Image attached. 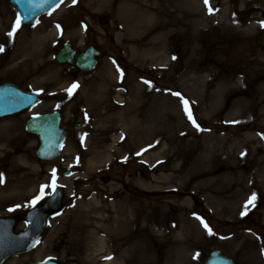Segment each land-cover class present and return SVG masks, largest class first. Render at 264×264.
Listing matches in <instances>:
<instances>
[{"label": "rangeland", "instance_id": "rangeland-1", "mask_svg": "<svg viewBox=\"0 0 264 264\" xmlns=\"http://www.w3.org/2000/svg\"><path fill=\"white\" fill-rule=\"evenodd\" d=\"M188 1L65 0L32 25L18 26L9 37L17 13L6 0H0V30L5 34L0 40V80L15 77L25 87L41 91V103L27 116L59 110L68 131L60 156L49 163L36 162L35 142L30 140L25 153L12 159L10 165L1 160L6 150L0 143V173L5 172L0 179L1 215L6 201L21 198L24 207L32 205L41 194V186H47L46 196L53 179L65 191L64 209L50 219L40 243L29 252L8 257L3 264L46 258L60 259L64 264L104 263L100 260L102 245L95 241L97 234H102L96 229L102 225L100 219L106 218L107 208L122 198L146 205L144 220L136 224L131 239L132 249L125 252L127 257L136 258L130 264H201L215 248L238 264H264V141L260 137L264 115L231 119L226 113L234 99L253 103L259 82L249 73L252 66L245 57H264V45L258 46L255 40L263 27L264 0H209L217 9L226 10L237 29L228 28L220 34L212 31L206 36L188 30V21L198 26L194 23L197 20L190 21L185 13ZM103 13L110 15L106 36L96 22ZM90 16L94 22L89 29L85 21ZM47 31L52 33L46 43L37 42ZM91 41L101 50L96 69L75 77L67 75L66 67L55 61L57 49L71 42L81 50ZM134 48L139 49L137 55L132 53ZM202 69L209 72L193 73ZM236 71L241 73L233 78L236 88L226 95L216 92L212 103L204 100V84L211 82L207 85L212 90L221 77ZM239 78L243 83L237 81ZM128 84L141 85L142 97L148 94L155 115L148 134L145 123H140L141 127L138 122L120 120L121 113L129 109V105H120L128 97ZM77 107L81 108L78 113ZM75 114L82 117L78 133L69 125ZM123 122H127L124 127L120 126ZM211 132L226 140L210 168V175L218 178L219 212L212 191L194 186L202 184L204 176L196 178L187 172L212 146L206 139ZM150 145L152 148L146 149ZM244 148L251 152L241 155ZM229 155L235 157L229 159ZM68 168L73 174L65 177L63 171ZM19 169L22 173L15 174ZM252 182L259 184L260 190L249 196L248 183ZM226 183L234 188L224 190ZM240 185L247 187L246 195L238 189ZM241 197L248 202L242 209L237 205ZM90 205H103L105 210L94 212ZM23 227L19 220L16 230ZM181 227L187 229L178 232ZM115 244L108 243V249L118 259L117 251H112Z\"/></svg>", "mask_w": 264, "mask_h": 264}, {"label": "bare ground", "instance_id": "bare-ground-1", "mask_svg": "<svg viewBox=\"0 0 264 264\" xmlns=\"http://www.w3.org/2000/svg\"><path fill=\"white\" fill-rule=\"evenodd\" d=\"M211 8L214 9V11L209 14V10L208 7L205 6L204 0H189L188 1V10L185 11V13L188 15L189 20L190 21H195V24H198L197 27H195L194 25H192V22L189 23L188 21V30L190 31L191 34H199L202 36H206V34H210V32L212 31H216L217 33L220 34L223 33V31H226V29H237L235 26L233 25L230 21L231 19L229 18V15L227 14L225 9H217V5L214 3H209ZM2 17H0V23H2ZM210 29V31H209ZM52 31H47V32H43L42 34H40V36L37 38V42L41 43L43 41V43H46L47 39L50 37ZM193 34V35H194ZM5 37V34L3 32H1L0 30V40L3 39ZM142 39V37L140 38ZM140 46V44H138ZM139 51V49L134 48L132 50V53L134 55H137V52ZM142 52V51H141ZM147 52H149V50H143L142 53L147 54ZM262 56V55H261ZM245 62L247 64H249V66L251 65L252 68L249 69V73L250 74H255L256 77V81H258L259 83H257L255 85V97L253 98V103L252 104H248V103H242L239 101H236L235 99L231 102L230 104V108L227 109V116H230L231 119H242V118H249L252 115H254L253 113H255V116L257 117H262L264 115V57H260V56H254L252 58L245 57ZM243 69H246V66L242 67ZM248 69L247 71V75L246 78L249 79V74H248ZM198 70V71H193V73L197 74L200 72H209L208 69L206 70ZM246 71H244L243 73H246ZM241 74L239 73V71H236L234 74L231 75H227L225 77H221V80H218L219 82L216 83L215 88L210 90L211 85H207L210 84L211 82H207L206 84H204V89H203V93L202 96L204 98V100H210V103H212L211 98H215V94L216 92L219 94L221 93L222 95H226L231 91V88H236L235 85L232 84L233 82V78L238 77ZM237 75V76H236ZM239 83H243L242 78L237 80ZM230 85V86H228ZM141 85H131L128 84L126 87V94H128V97H125V100L120 103V105L122 107H125L126 105H129V109L123 113H121V119L120 120H124L127 121L128 123H130V121L132 120V122H134V124H136L138 126H141V124H144V126H146L145 131L148 133H150L154 127L152 123V121L154 120V114L152 109H150V102L149 100H147L148 98V94H146V97H142L143 94V90L141 87H139ZM210 90V91H209ZM220 94V95H221ZM151 95V94H150ZM208 109L211 111L212 107L210 106V104L207 105ZM121 107V108H122ZM115 115L111 116V119H114ZM127 122H123L122 127L126 126ZM168 124H170L168 122ZM142 127V126H141ZM150 131V132H149ZM144 133V132H143ZM208 136H206L207 141L212 143V146L210 147L209 150H204V158L200 157L199 159V164H196L193 168H191V170H187L188 173H194V175H196V178H199L200 176H204V178L206 177V179L203 178V183L202 184H195L194 186L197 188L199 187H205L208 190L212 191L210 192L212 195L211 197L214 200V203H216L217 205V211L219 212L220 209L218 207V204H220V198H219V191L217 190V182H218V178L213 177L212 175H210L211 173V166L213 161L217 160L220 156L221 149H223L222 145L225 143V136L223 135H217V133L215 132H211L209 134H207ZM219 136V137H218ZM151 138H153L152 133H151ZM246 138H250V135H246ZM241 141V140H239ZM150 142V141H148ZM147 142V143H148ZM187 142L189 143L190 141L187 140ZM178 143H181V140L178 141ZM148 148H152V145H150L149 147H146V149ZM236 151H238V148L236 149ZM247 151V154L251 152L250 149H243L241 150V153H245ZM224 156V153L223 155ZM221 156V157H222ZM251 156V155H250ZM235 156L229 155V159H233ZM264 157V156H263ZM207 158V159H206ZM262 158V156H261ZM261 163V160H260ZM262 167V166H261ZM260 169V168H259ZM262 171H264L262 169ZM261 172V171H259ZM228 173H224V177H227ZM221 176V175H220ZM251 189H248L250 191L249 196H251V194L253 192H256L258 189L260 190L259 184H254V182L248 183ZM234 188L233 185L231 184H225V187L223 188L226 191H229V188ZM240 191L243 192V194L246 195L247 193V187H242L241 185L238 188ZM244 195V196H245ZM218 198V200H217ZM187 199H184V202H186ZM91 204V203H90ZM248 204V202L245 200L244 197H241L237 203V205L242 209L244 206H246ZM110 207V206H109ZM107 208L106 211H108V214L106 216L105 219H100L102 225L100 224L98 226V229H96L97 233H101L102 236L97 234V237H95V241H97L99 244L102 245L103 251L100 257V260H103L104 263L102 264H120V263H127L130 264V262L134 261L135 256L132 258L127 257L128 255H126V251H128L129 249H132V238L134 237L135 234V229H136V224H138L141 220H144V215L146 214L145 212V208L146 205L144 203V201H137L136 203L131 202V200H127V199H120L114 203H112L111 205V209ZM226 207V204L223 206V208ZM100 209L105 210L104 206L102 205L100 206H94V205H90L89 210L94 211V212H98ZM141 210L143 212H139L138 210ZM214 210L216 211V206L214 205ZM138 214H140V218L138 217ZM103 226V227H102ZM176 229V228H175ZM187 228L185 227H181L180 229H177L178 232H184ZM93 231H91V235L90 237L93 236ZM128 233V234H127ZM124 234H126L127 236L122 237ZM116 238V240H115ZM118 240V241H117ZM121 240V242H120ZM112 242L115 244V248L112 250L113 252L117 251V255H118V259L114 256V253L110 252L108 248H110L111 246L108 247V243ZM120 242V243H119ZM136 250L134 251L135 254ZM133 253V250H132ZM133 254V255H134ZM110 257L109 261H105L108 260V258ZM120 262V263H119ZM8 264H14V262H10Z\"/></svg>", "mask_w": 264, "mask_h": 264}, {"label": "water", "instance_id": "water-1", "mask_svg": "<svg viewBox=\"0 0 264 264\" xmlns=\"http://www.w3.org/2000/svg\"><path fill=\"white\" fill-rule=\"evenodd\" d=\"M19 13L22 24L33 21L40 14L51 10L58 5L60 0H12ZM264 17V15H263ZM106 19L104 17L102 22ZM262 34L256 37V43L262 45ZM98 52L88 49L80 53L75 64L83 69H92L97 61ZM74 57V50L70 44H65L56 57L58 63L70 64ZM39 96L35 92H24L10 82L0 83V117L16 114L35 105ZM60 114L35 115L26 124V131L37 138L38 147L35 156L39 160L52 161L60 154V148L65 140L66 131L61 128ZM74 129L80 127V118L71 120ZM264 139V131L262 133ZM70 171L64 173L69 175ZM64 192L60 186L55 187L52 193L44 200L30 208L23 214L27 222V228L14 232L15 221L10 218H0V264L10 255L29 251L39 241L48 218L59 213L63 208ZM25 264H63L62 261L52 258L38 263L27 261ZM202 264H236L233 260L222 254L219 250H213Z\"/></svg>", "mask_w": 264, "mask_h": 264}, {"label": "flooded vegetation", "instance_id": "flooded-vegetation-1", "mask_svg": "<svg viewBox=\"0 0 264 264\" xmlns=\"http://www.w3.org/2000/svg\"><path fill=\"white\" fill-rule=\"evenodd\" d=\"M87 18L88 19L85 22L88 23L89 29H90V27H92L91 22L93 23L94 19H92V16L87 17ZM96 20H97L96 22L99 25L101 33L106 36L107 32H108V27L106 26V24H104V25L99 24L98 16L96 17ZM114 32H116V30H114ZM92 44L98 45L96 42H92V41L88 45H92ZM12 81L17 83L21 87L24 86L15 77L12 79ZM28 118L29 117H27V112H26V113H21V114L16 115V116H11V117H7L4 119H0V143L2 144L1 147H3L2 150H6L1 154V160L9 161L10 165H12V163H11L12 159H14L15 157H18L19 155H23L25 153L26 145H28L30 140H33V138H31L25 131V125H26V121ZM16 119H18V120L14 121ZM6 120H9V121L5 122ZM12 121H14V122H12ZM20 163H21L20 166H22V162H20ZM6 165L7 164H5V166ZM19 170H20V172L18 171L15 174L18 175V174L22 173L21 169H19ZM4 176H5V172L3 173V175L1 172L0 173V179L4 178ZM5 178H8L7 175ZM3 207L5 208L4 216L12 217L17 222V224L19 222V219H20L22 212L28 208V206L27 207L23 206V200H21V198L15 199L14 202L6 201L3 204Z\"/></svg>", "mask_w": 264, "mask_h": 264}, {"label": "snow or ice", "instance_id": "snow-or-ice-1", "mask_svg": "<svg viewBox=\"0 0 264 264\" xmlns=\"http://www.w3.org/2000/svg\"><path fill=\"white\" fill-rule=\"evenodd\" d=\"M74 2H75V0H74ZM204 3H205V6L208 7L209 14H211L214 11V9L211 8V6L209 4V0H204ZM20 22H21L20 17L17 16V19L15 21V26L12 28V31L8 32V34H7L9 37L13 36L14 32L16 31V28H18V26L20 25ZM262 24H264V22H262ZM2 50H3L2 47H0V51H2ZM73 87H75V85ZM177 95H179V94H177ZM189 119L192 120L193 124L195 125V121L193 120V118L190 114H189ZM241 155H243V153ZM54 175H55V170L53 171V177H54ZM51 186H52L53 190H55V179H53V183ZM45 187H47V186H41V194H40V196L36 197V200L43 198ZM253 199H254V194H253ZM250 202H251V200L249 201V203ZM33 203H35V201H33ZM243 214L244 213H241V215H243ZM204 227L208 230L209 234H212L211 229L208 227L207 224H204ZM109 259H110V257H109Z\"/></svg>", "mask_w": 264, "mask_h": 264}]
</instances>
